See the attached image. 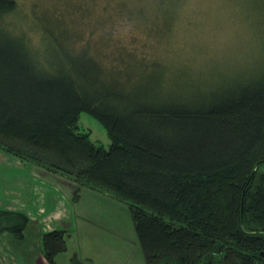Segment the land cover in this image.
<instances>
[{
	"label": "trees",
	"instance_id": "obj_1",
	"mask_svg": "<svg viewBox=\"0 0 264 264\" xmlns=\"http://www.w3.org/2000/svg\"><path fill=\"white\" fill-rule=\"evenodd\" d=\"M15 8L0 0V149L65 177L72 201L85 186L125 202L145 264H264V72L208 100L173 97L146 56L136 77L135 60L98 62L91 34L68 48L67 30L48 27L31 47L5 21ZM81 111L103 124L106 146L79 130ZM28 222L0 210V231L17 239ZM66 247L63 230L41 234L48 264Z\"/></svg>",
	"mask_w": 264,
	"mask_h": 264
},
{
	"label": "rangeland",
	"instance_id": "obj_2",
	"mask_svg": "<svg viewBox=\"0 0 264 264\" xmlns=\"http://www.w3.org/2000/svg\"><path fill=\"white\" fill-rule=\"evenodd\" d=\"M15 3V11L5 21L14 32L24 33L31 47H42L41 39L48 27L55 34L67 30L62 38L68 48L83 46L84 42H80L85 36L81 34H91L93 41L89 42L97 46L91 51L98 62L123 67V60H135L127 74L136 77L142 71L140 59L146 56L147 62L161 68L163 81L169 79L165 93L173 97L181 93L194 101L208 100L225 87L264 72V0H166L161 7L159 0H15ZM160 11L172 16L166 26L164 20H156L161 17ZM70 30L77 32L78 37ZM47 44L45 47H50ZM46 55L53 56L51 52ZM78 125L80 131L89 133L91 140L104 146L109 143L103 124L91 113L81 111ZM1 152L0 159L7 157L4 155L7 152ZM32 164L19 159L20 195L26 194L28 184H35L38 194L47 190L43 183L50 184L67 194L70 208L76 185ZM7 184L0 172V190L7 191ZM78 194V211L93 221L92 228L86 223L88 230L95 233L99 246H107L104 248L110 251L113 263H122L125 257V261L130 259L126 264H145L128 205L85 186L80 187ZM82 232L78 229L69 240L68 252L90 248L94 239L90 233Z\"/></svg>",
	"mask_w": 264,
	"mask_h": 264
},
{
	"label": "crops",
	"instance_id": "obj_3",
	"mask_svg": "<svg viewBox=\"0 0 264 264\" xmlns=\"http://www.w3.org/2000/svg\"><path fill=\"white\" fill-rule=\"evenodd\" d=\"M9 154L0 159L1 175L8 182V190H0V210L22 212L27 215L29 222L23 231L22 239L15 238L9 231H0V264H48L40 250V237L41 234L51 230H63L66 235V250L55 255L56 264H71L70 258L73 254H76L83 264H115L110 251L104 248L107 246H99L96 243L95 233L88 230L87 224L92 228L90 224L93 221L85 218L78 211L80 195L76 201H72L73 204H69L70 208L67 194L62 193L57 186L46 183H43L47 186L43 194H38L36 185L31 183L26 186V194L21 193L23 194L21 196L19 193V158ZM63 201H66L67 206L63 207ZM2 221L4 223V218ZM78 229L81 232L83 229V234L90 233L89 235H92V240H94L86 251L76 249L68 252L69 240L73 235L75 236ZM82 233H80L81 236ZM123 259L124 261L119 264L130 262V259L128 261H125V257Z\"/></svg>",
	"mask_w": 264,
	"mask_h": 264
},
{
	"label": "bare ground",
	"instance_id": "obj_4",
	"mask_svg": "<svg viewBox=\"0 0 264 264\" xmlns=\"http://www.w3.org/2000/svg\"><path fill=\"white\" fill-rule=\"evenodd\" d=\"M8 154V153H7ZM7 154H5V155H7ZM26 160V159H25ZM33 165V164H32Z\"/></svg>",
	"mask_w": 264,
	"mask_h": 264
}]
</instances>
